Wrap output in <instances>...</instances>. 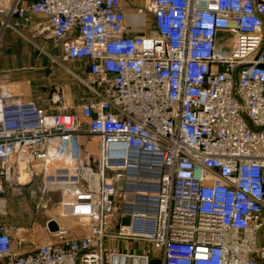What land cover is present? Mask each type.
Here are the masks:
<instances>
[{
    "label": "built area",
    "instance_id": "obj_1",
    "mask_svg": "<svg viewBox=\"0 0 264 264\" xmlns=\"http://www.w3.org/2000/svg\"><path fill=\"white\" fill-rule=\"evenodd\" d=\"M146 10L152 29L133 34L121 0H0L3 30L23 36L41 15L62 61L88 68H65L85 96L71 112L0 88V193L29 166L61 215L90 223L29 252L0 223V264H264V0ZM136 177L147 185L129 191ZM110 239L149 250L105 249Z\"/></svg>",
    "mask_w": 264,
    "mask_h": 264
},
{
    "label": "crops",
    "instance_id": "obj_2",
    "mask_svg": "<svg viewBox=\"0 0 264 264\" xmlns=\"http://www.w3.org/2000/svg\"><path fill=\"white\" fill-rule=\"evenodd\" d=\"M121 3L125 13V23L129 32L133 34H146L152 29V14L146 10L148 0H121ZM0 18L2 19V16H0ZM32 19L35 21L33 22L32 27L36 31L42 32L40 28L45 26V18L41 15H34ZM4 30H8L6 35H3ZM4 30L2 31V35L0 37V88L8 89L14 98L20 101H29L33 98V101H35L40 108L45 109L48 112H55L62 109H66L67 112H71V106H76L83 101L82 99L85 98L83 95L84 89L79 82L76 81V85L78 90L81 91V95L79 93L77 97H72L69 87L67 85L64 87L59 85L56 79L53 78L52 73L45 72L44 75L43 73H40L35 76L32 74L28 76V79H26V76L22 75L18 77L20 78L18 80L9 81L8 75L10 70H17V66L15 65L17 58L16 56L4 57L1 50H3L4 47L12 48L15 46L14 44L18 45V48H20L23 47V44L19 39V35L15 31L10 30L9 28ZM73 63L77 66L76 72L79 77L82 79L86 78L88 75L87 62L82 60ZM58 92L61 93L63 101L66 99L68 103L65 104L62 102V104H51V96ZM94 145V141L85 139L84 147L88 149V151L96 153L97 146ZM29 171V166L22 168V172L29 174ZM33 180H29L28 183L33 182ZM28 183H5L4 190L0 193V195L4 194L5 191L9 192L11 195H21V189L25 188L24 186H27ZM21 184L23 185L21 186ZM17 185L20 186V188L14 187ZM40 193L42 197L44 196L46 198L53 196L52 193H42L41 191ZM34 196H36V192L32 190L30 198L32 199ZM40 208L41 211L39 214L46 218L43 225L38 223L33 225L32 228L23 226L21 228H17L16 230L15 228L9 226L13 246L17 252H29L34 250L38 245L47 242H57L62 232L67 238L75 239L85 235L89 230L90 223L86 219L71 217L78 220V223L73 224V222L69 221L71 218L67 219L68 217L61 214L57 215V213H54L52 210L47 211L45 210L46 205H42V203L39 202V204L36 205V210L39 211ZM51 219L57 222L59 226V234H51L47 230L46 224ZM25 231L29 232L26 233ZM17 238L18 242L16 241Z\"/></svg>",
    "mask_w": 264,
    "mask_h": 264
},
{
    "label": "rangeland",
    "instance_id": "obj_3",
    "mask_svg": "<svg viewBox=\"0 0 264 264\" xmlns=\"http://www.w3.org/2000/svg\"><path fill=\"white\" fill-rule=\"evenodd\" d=\"M33 22H35L34 19H31V22L20 30L23 36L18 34L19 39L23 44L21 45L23 47L18 48V45L14 44L15 46L12 47L13 49L4 47V49L1 50L4 57L16 56L17 58V62L15 64L17 66V70H10L8 80H18L20 79L18 77L22 75L26 76V79H28V76L32 74H34L35 76L37 74L43 73L44 75L45 72H48L52 73L53 78L56 79L59 85H62L63 87L67 85L69 87L70 94L72 97H77L81 92L77 88V82L65 71V68L73 70L75 69L74 71H76L77 66L73 62H63L61 59L60 50L54 47L50 39H48V32L45 30L42 32L36 31L32 27ZM2 31V19L0 18V37L2 35ZM7 32L8 30H4L3 35H6ZM52 59L57 60L58 63L54 62ZM31 99L34 100L33 98ZM62 102H64L65 104L68 103L66 99L65 101H63L62 99L61 104ZM92 141H94L95 143L94 146H98V139L95 138ZM94 165H98L97 161H95ZM42 183L43 182L41 179V174H38L34 177L33 182L28 183L27 186H24L25 188L21 189V195H11L7 191H5L4 194H1L0 223L11 226L15 228V230L23 226L32 228L33 225L38 223L43 225L46 218L39 214L41 208L39 209V211L36 210V205H38L39 202L42 203V205H46L45 210H52L54 213H57V215L61 214L60 208L57 206V203L61 200L60 194L58 192H55L52 193V197H42L40 193V191H42ZM22 185L23 184H21V186ZM14 187L20 188V186L18 185ZM32 190L36 192V196L31 199L30 195ZM70 218L71 217H68L67 219ZM69 221L73 222V224L78 223V220L74 218H71ZM25 232L27 233L29 231ZM261 233L262 231H260V234ZM16 241L18 242V238ZM105 249H121L123 251L127 249L128 252L136 253L148 251L149 246L148 244L141 242L136 243L127 241H116L110 239L106 240Z\"/></svg>",
    "mask_w": 264,
    "mask_h": 264
},
{
    "label": "water",
    "instance_id": "obj_4",
    "mask_svg": "<svg viewBox=\"0 0 264 264\" xmlns=\"http://www.w3.org/2000/svg\"><path fill=\"white\" fill-rule=\"evenodd\" d=\"M133 153H135V151H129V153H128V157L131 156V154H133ZM129 170H130V167H129L128 171H129ZM130 174H131V172H128V175H130ZM131 175H132V174H131ZM141 176H142V175H141ZM141 176H140V177H141ZM140 187H141L140 183H138V184L136 185L135 188H134L133 185H131V187L129 188V191H133V190H135V189H136V190H139ZM129 193H130V192H129ZM128 198H129V200L132 198L131 193L129 194ZM124 209H125L124 211H125V213H126V216L122 218V220H121V224H122V225H125V226H129L131 220H130L129 214H128V212H127V211H128V208L125 207ZM151 212H152V213H155V207L151 210ZM46 228H47V230L49 231V233H51V234H56V233L59 232V226H58L57 222H56L55 220H53V219H51V220H49V221L47 222V224H46Z\"/></svg>",
    "mask_w": 264,
    "mask_h": 264
},
{
    "label": "bare ground",
    "instance_id": "obj_5",
    "mask_svg": "<svg viewBox=\"0 0 264 264\" xmlns=\"http://www.w3.org/2000/svg\"><path fill=\"white\" fill-rule=\"evenodd\" d=\"M139 171H140V170H139ZM152 176H154V174H151V176L149 175V177H152ZM139 177H140V174H139ZM138 179H139V178L136 177V179L133 180L131 183H133V185H135V184H137V183H141V184L147 185V184L144 183V182H140V180H138ZM29 180H30V175H29L28 173L22 172V173H21V176H20V180H19L20 183L25 184V183H28ZM137 180H138V181H137ZM149 181H150L149 184L152 185V187H155V186H154V183L151 182V180H149ZM134 182H135V183H134ZM153 200H154L153 196H150V197H149V201H150L151 204H152ZM128 208H132V209H133V206L129 205Z\"/></svg>",
    "mask_w": 264,
    "mask_h": 264
}]
</instances>
